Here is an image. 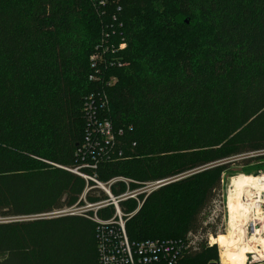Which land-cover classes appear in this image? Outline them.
Returning <instances> with one entry per match:
<instances>
[{
    "label": "trees",
    "instance_id": "obj_1",
    "mask_svg": "<svg viewBox=\"0 0 264 264\" xmlns=\"http://www.w3.org/2000/svg\"><path fill=\"white\" fill-rule=\"evenodd\" d=\"M100 1L0 0V264H99L89 219H21L72 207L94 186L71 172L92 162L79 152L90 94L105 96L102 114L122 131L117 174L146 182L194 172L144 203L172 212L163 237H132L140 210L126 223L130 244L197 233L235 165L226 161L253 155L238 164L264 167V0ZM101 51L122 65L93 82L89 59ZM94 192L107 200L95 189L85 198ZM190 252L177 264H205L204 245Z\"/></svg>",
    "mask_w": 264,
    "mask_h": 264
},
{
    "label": "built area",
    "instance_id": "obj_2",
    "mask_svg": "<svg viewBox=\"0 0 264 264\" xmlns=\"http://www.w3.org/2000/svg\"><path fill=\"white\" fill-rule=\"evenodd\" d=\"M99 3L102 6L104 0H101ZM123 47L124 44H121L119 49ZM105 54L104 51L96 52L91 55L89 59L91 69L93 70L92 72H94L93 75L90 76V80L93 82L103 81L107 68L116 63L115 61L107 60L104 57ZM116 65L119 67L122 64L117 62ZM110 81L113 82V78L110 79ZM105 108H107L105 96H100L98 93L90 94L84 100L83 115L86 122V136L79 152H81V156L91 157L92 164L97 161L100 162L103 158L109 159L106 150L107 147L114 146L112 149L114 150L118 138L122 135V131H116L112 122L103 116L102 112H105ZM94 155H102V157L97 159ZM118 155H121V152H119ZM71 172L86 179L84 175L78 173L76 170ZM89 179L93 181L91 183H93L94 186L86 188L84 194L90 189H100L107 196V200L105 201L100 200L94 204H87L92 214H86L85 211L81 212V202L79 201L72 207L31 216V219L81 216L94 222L97 226V253L99 264H177L178 260H180L183 255L196 248L197 242L201 236L192 233L187 234L186 238L183 240H147L137 244H130L125 233L124 223L120 222L117 224L113 219L101 220L98 216L102 209L110 206L115 207L116 210L113 217L118 216L120 218L121 216H125L119 208V203L129 198H135L138 194L126 193L114 196L110 193V188L112 185L114 186L119 182H115V180L114 182H109L107 189L105 185L96 181L94 178ZM167 183L169 182L148 183L145 191L149 190V188H161ZM84 194L81 196V201H85L86 199ZM248 227H251V232L253 231V226L248 225L246 227V234L248 232ZM247 257H250V260H246L248 264H254L259 261L254 254H248Z\"/></svg>",
    "mask_w": 264,
    "mask_h": 264
},
{
    "label": "rangeland",
    "instance_id": "obj_3",
    "mask_svg": "<svg viewBox=\"0 0 264 264\" xmlns=\"http://www.w3.org/2000/svg\"><path fill=\"white\" fill-rule=\"evenodd\" d=\"M130 10L131 8H129L127 12ZM124 48H125V45L122 49ZM82 110H83V107H82ZM120 141L121 140L119 138L114 150H112L114 146L107 147L106 150H107V155H109V159L103 158L100 160V162L97 161V162H94V164H92L91 162L85 166H82L86 170H88V172L82 173V175H84L86 179L82 177L81 178L85 181V183L92 182V180H90L89 178H94L96 181L101 182L103 185H105L107 189H108V183L114 182L115 180V182H119L118 184H120L121 186L120 194H126V193H133L135 195L138 194V196L135 198H129L127 200H124V206L127 210V214H125V216H121L120 218L118 216L113 217L116 210H115V207L110 206L100 211V213L102 212V214H104L101 220L113 219V221L116 222L117 224L122 222L124 223V229H125L126 223L141 210L138 216L141 220L142 225L135 227L133 225L134 220L131 219V221H129L130 223L129 230L131 231V235L132 233L134 235V237L133 235L132 237L137 240L142 239V238L163 237L161 236V233L163 230V226L161 225V223L164 222L163 218L170 216L172 212L167 213L166 204H165L166 212L163 215L157 214L156 211H154L153 206L147 210L145 209L147 208L146 207L147 204L144 205V203L147 202V199H149V195L159 189V188H156V189L149 188V190L145 191L146 185L152 182H175L177 180H181L185 177H188L194 174V172L193 173L189 172V173H186L185 175L177 176V177L167 179V180L146 181V182H140L134 179H128L126 177H123L120 174H117V170H118L117 166L113 165L114 163L115 164L118 163V160H120L119 155L116 153V148L118 144L120 143ZM94 156L97 157V159L102 157V155H94ZM250 156H253V155H243V156L232 158L226 161L227 163H231L235 165H231L228 168V170H225L221 173V178H222V181L220 183L221 187H220V191L216 193L219 196H217V198H215V200L212 201L207 206V208L200 214V217L203 218V223L201 225V228L197 230L198 232L194 234L200 235L201 237L197 242L198 244L196 245V248L192 250L189 253V255H193V254L200 252L201 248L204 245V249L208 250L209 252L207 254L208 257L206 258V260L203 261V263L205 264H210L213 262H216L218 264H225V263H222V258H224L223 256L224 246L220 245L219 247V244L215 246H211L210 242H211V238H214V239H218L220 237L223 238V236H225L227 232L229 231L230 215H229V211L227 208V199L230 195L229 193L231 189L230 182L232 178H235L237 176L248 177L250 181L251 190L253 189L254 190H259V189L264 190V183L259 184L256 180L257 177L264 175V167L257 166L258 164L256 162H252L248 166H243V165L238 164L242 160L250 158ZM112 186L110 188L111 194L114 193ZM95 190H100V189H95ZM174 196H175L174 199L176 200V202H181L182 198L180 195H174ZM97 201H100L99 195L98 193L94 192L92 194V198L90 201L87 198L85 199V201L83 200L81 201V204H80L81 212L85 211L86 214H92V211L90 210L88 205L94 204ZM135 204H137V208L134 210ZM168 207L174 208V206H172V203H169ZM260 210H261L260 218L256 219L254 222L256 224V227H258L261 224V229L264 231V198L262 199V202L260 204ZM21 219L23 220L31 219V216L21 218ZM144 223H146L145 229L143 225ZM250 229L251 227H248V232H247L248 236H250L252 233ZM125 233H126V229H125ZM247 253L248 252L238 250L237 253H235L236 257L232 258L231 262L230 263L228 262V263L229 264L245 263ZM247 259L250 260V257H247ZM246 264H248V261L246 262Z\"/></svg>",
    "mask_w": 264,
    "mask_h": 264
},
{
    "label": "bare ground",
    "instance_id": "obj_4",
    "mask_svg": "<svg viewBox=\"0 0 264 264\" xmlns=\"http://www.w3.org/2000/svg\"><path fill=\"white\" fill-rule=\"evenodd\" d=\"M259 184L264 183V175L257 177ZM230 195L227 199V208L230 215L229 231L218 239L211 238V246L223 245L222 263H230L236 257L238 250L254 254L259 261L264 260V231L261 224L256 227L255 220L260 218L259 204L264 198V190H251L248 177L237 176L230 182ZM253 226L250 236L246 234V227ZM221 241V242H220ZM237 250V251H236ZM246 264V261L245 263Z\"/></svg>",
    "mask_w": 264,
    "mask_h": 264
},
{
    "label": "crops",
    "instance_id": "obj_5",
    "mask_svg": "<svg viewBox=\"0 0 264 264\" xmlns=\"http://www.w3.org/2000/svg\"><path fill=\"white\" fill-rule=\"evenodd\" d=\"M225 264H229V263H225ZM244 264V263H243ZM254 264H264V260H262V261H259V262H257V263H254Z\"/></svg>",
    "mask_w": 264,
    "mask_h": 264
},
{
    "label": "water",
    "instance_id": "obj_6",
    "mask_svg": "<svg viewBox=\"0 0 264 264\" xmlns=\"http://www.w3.org/2000/svg\"><path fill=\"white\" fill-rule=\"evenodd\" d=\"M170 183H172V182H169V183H167V184H170ZM167 184H165V185H167ZM165 185H164V186H165ZM210 264H218V263L213 262V263H210Z\"/></svg>",
    "mask_w": 264,
    "mask_h": 264
}]
</instances>
